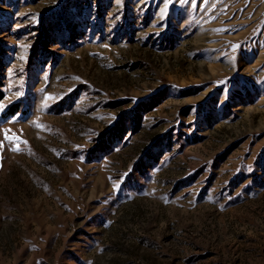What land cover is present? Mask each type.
Returning <instances> with one entry per match:
<instances>
[{"label":"rangeland","instance_id":"obj_1","mask_svg":"<svg viewBox=\"0 0 264 264\" xmlns=\"http://www.w3.org/2000/svg\"><path fill=\"white\" fill-rule=\"evenodd\" d=\"M0 67V264H264V0H0Z\"/></svg>","mask_w":264,"mask_h":264},{"label":"trees","instance_id":"obj_2","mask_svg":"<svg viewBox=\"0 0 264 264\" xmlns=\"http://www.w3.org/2000/svg\"><path fill=\"white\" fill-rule=\"evenodd\" d=\"M5 93H4V83H3V79L1 76V67H0V102L4 99ZM20 103L19 102H15L13 103V105L11 104L10 106L7 107V109L5 110V112L3 113L2 117H12L14 115H16L17 113H19L20 111ZM116 127H114L113 129H111L110 132V139L108 136L103 137L102 142H99L98 144H95L92 149H88L87 152L88 154L86 155L87 158V162L88 159L90 161H97L99 159V157H101L103 155L104 149L108 148L105 143L110 142L111 139H113L114 137L119 136L120 132L117 130H115ZM114 130V131H112ZM112 144V142H111Z\"/></svg>","mask_w":264,"mask_h":264}]
</instances>
